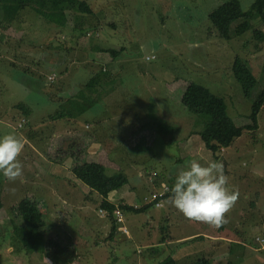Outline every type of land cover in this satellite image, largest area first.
Listing matches in <instances>:
<instances>
[{
  "label": "rangeland",
  "instance_id": "374dc122",
  "mask_svg": "<svg viewBox=\"0 0 264 264\" xmlns=\"http://www.w3.org/2000/svg\"><path fill=\"white\" fill-rule=\"evenodd\" d=\"M87 1L93 15L73 6L71 24L62 31L31 8L12 2L8 11L0 12V137L15 133L25 141L19 157L23 183H9L0 174V264H156L168 255L180 264L201 257L212 264H264V249L254 244L256 236L264 238V105L257 130L245 129L214 154L197 133L203 118L182 103L187 85L196 82L218 96L227 128L250 122L253 104L264 90V40L255 36V30L264 33V0H240L251 29L231 40L222 38L209 18L228 0ZM81 29L88 31L80 36ZM72 42L74 50L85 49L81 56L89 48H117V70L101 53L64 78V71L58 70L59 77L50 83L49 55L65 53V45ZM90 54L97 57L96 52ZM150 55L155 59H145ZM237 57L245 60L244 67L234 68ZM102 70L107 76L97 87L108 89L107 80L112 79V94L83 114H71L64 103L49 100L61 85L66 93L68 86L86 89L87 81ZM18 103L29 108L28 116ZM105 111L111 118L99 133L96 120ZM23 118L28 123L18 130ZM72 127L84 142L71 134L67 143L62 141L65 136L59 133ZM104 140L112 142V149L102 150ZM95 159L105 160L108 175H127L129 182L121 189L126 197L121 201L114 195L113 200L137 207L147 205L163 184L171 189L178 169L192 159L205 165L222 162L230 185L240 193L223 227L228 234L245 237L246 246L213 244L206 234L219 236L220 228L186 219L166 203L169 196L160 207L151 203L143 212L123 211L130 234L116 224L110 239L112 217L100 211L103 196L72 173L76 164ZM9 188H15V194ZM23 198L33 199L44 213L47 243L37 250L24 249L13 233V209Z\"/></svg>",
  "mask_w": 264,
  "mask_h": 264
},
{
  "label": "trees",
  "instance_id": "16d2710c",
  "mask_svg": "<svg viewBox=\"0 0 264 264\" xmlns=\"http://www.w3.org/2000/svg\"><path fill=\"white\" fill-rule=\"evenodd\" d=\"M9 2L19 5L21 9L31 8L38 15L42 16L44 20L54 24L61 31L71 24L73 6H76L77 12L87 15H93L94 11L87 0H77L74 3H70L69 0H0V12L8 11L7 5ZM248 16V13L243 10L240 0H228L212 11L209 18L218 30L219 35L222 38L231 40L233 37L241 35L251 29V23ZM3 17L5 18V16ZM87 31V29H84L83 34H86ZM255 36L256 38L264 40V33L260 30H255ZM107 51L109 53H115V49H107ZM243 60L244 59L241 57H237L234 68L244 67L245 64L243 62H245V60ZM53 74L57 76L56 72L51 75ZM103 75H105V77L107 76V73H104V70H102V73L99 72L89 79L85 84L86 89H80L75 96L64 103V109L66 108L65 111H68L71 114L76 112V114L81 115L89 108L96 105L102 98L103 92L106 91L104 89L103 91H100L97 87ZM90 93L96 96L92 97ZM248 93L249 92L247 91L246 94ZM80 99L84 102H80ZM182 103L192 113L203 118L204 126L199 129L197 133L200 135L206 148L216 154L220 149L230 146L236 138L243 134L245 129L255 131L259 128L258 114L264 105V90L253 104L250 122L244 126H235L233 128H227L225 125L227 116L220 104L218 96L202 84L196 82L189 83L182 96ZM17 106L23 109L25 112V114H23L24 116L29 115L30 110L25 107L24 104L18 103ZM25 122L28 123V120L23 118L21 126L19 124L17 129L19 130L23 128V123ZM106 169L107 167L104 163L99 161H88L76 164L72 168V173L76 178L103 196L101 206L102 209L107 210L108 215L112 217V231L110 238H113L117 230L113 213L117 207H120L124 212L133 211L139 213L145 211L150 204L137 207L129 204H115L110 202L108 200L110 194L114 191H120L124 185L128 184L129 179L123 172L108 175ZM170 194L171 193L169 192L164 197L170 196ZM2 208L3 202L0 198V211ZM13 210L15 218H17L16 220L15 218L12 220L13 233L22 244L21 246L27 251H32L46 245V221L44 219V213L40 210L37 202L31 198H23ZM19 220L22 221V223H20ZM57 258L60 257L57 256ZM156 264L180 263L173 256L168 255ZM193 264L212 263L210 258L201 257Z\"/></svg>",
  "mask_w": 264,
  "mask_h": 264
},
{
  "label": "clouds",
  "instance_id": "9594fccd",
  "mask_svg": "<svg viewBox=\"0 0 264 264\" xmlns=\"http://www.w3.org/2000/svg\"><path fill=\"white\" fill-rule=\"evenodd\" d=\"M144 47L141 46V51ZM145 59H155V55ZM25 148L23 137L9 133L0 137V174L9 183H23L24 165L19 159ZM15 194V188L7 189ZM166 203L194 222L219 229L229 223L227 214L240 196L239 190L230 185L225 165L209 161L206 165L197 159L178 169L174 185Z\"/></svg>",
  "mask_w": 264,
  "mask_h": 264
},
{
  "label": "crops",
  "instance_id": "0c3cea01",
  "mask_svg": "<svg viewBox=\"0 0 264 264\" xmlns=\"http://www.w3.org/2000/svg\"><path fill=\"white\" fill-rule=\"evenodd\" d=\"M83 31H84V29H81L80 36H81V32L83 33ZM55 41H56V43H59L58 40H55ZM75 43L76 42H72V44L65 45L67 47V50L65 51V53L59 51V53L57 52V55L56 56L49 55L50 58H49V62H47V67H46L47 69H49V72H50L48 75L50 76L54 72L57 73V76H56V78L54 80H50L49 79V76H48V81L50 80L49 81L50 83L54 82L57 79V77H59L58 70L64 71V74H62V76H61L62 78H64V77L67 76L68 72L71 69H75L76 66L78 67V64L95 62L96 59L100 57V54L101 53H105V54L108 55V60H109V64L108 65L110 66V68H112L114 72H115V69L117 70V67L115 65H113L114 59H115V57L118 56V53H119L117 48H113L112 46L104 47L103 49H96V50H94L93 48L92 49L89 48L88 51L86 52L87 55L81 56L83 53H85V49L83 50L81 48H77V49L74 50L73 48H75V45H73V44H75ZM107 49H115V53H109L107 51ZM92 52H96L97 57H95L94 55H91L90 53H92ZM107 81H109V83H110L109 86L110 87L108 89H105L106 91L103 92V96H102V98L99 101L103 100L105 97H107L110 94H112V85H113L112 79H108ZM46 85H48L47 82L44 84V86H46ZM64 87L65 86L61 85V88L54 89L53 91L56 92L58 95L53 96L51 99L49 98V100L50 101H56V102H58V105H61V103H65V101L71 99L73 96H75L79 92L80 89H82V85L79 88L74 89V90H70V88L72 86H68L69 90L66 93V91L63 89ZM66 94H68V95L66 96ZM90 95H91V93H90ZM134 116H137L138 117L139 115H134ZM110 118H111V114H108L106 111L97 118L96 122H97V129H98L99 133H102L101 130L102 131L105 130V122H106L105 119L109 120ZM74 130L75 129H73V127H72V128H67V131L64 130L63 132L59 133V134H62L63 136H65V138L63 137L64 139L61 137V139H63L62 141H64L65 143H67V140L70 138L69 135L71 134V136H74V138L76 136L75 141H82V142H84L82 140V137H80L78 135L77 131L74 132ZM76 133H77V135H76ZM59 134L56 135V138H58ZM88 140H90V139H88ZM75 141H73V142H75ZM92 142L96 143L97 141L96 140H93ZM104 142H105V146L103 147L102 150H105L106 148L107 149H112V142L110 140H108V141L104 140ZM92 147H94V146H92ZM94 149H96V147H94ZM70 155H72L74 157V154L70 153ZM83 158H85V156L84 157L81 156L80 157V160L83 159ZM90 161H99L101 163H104L105 162V160H102V159L101 160H96L95 159V160H90ZM76 163L77 162H75V164ZM114 195L116 197L122 198V199H120L122 201L126 197V192L125 191H121V190L120 191H114L108 197V200L110 202H113L115 204H119L121 202L116 203L113 200V197H115ZM127 203L129 205H133V202H130V203L127 202ZM122 204H126V203H122ZM134 206H136V205H134ZM263 228H264V225H263ZM226 232H229V231L227 229H225L224 227H221L220 230H219V236H215L216 233H214L213 235L206 234V236L209 237L210 239H212L213 244H214L215 241L218 242V244L219 243L220 244H223V242H229V243L232 244V246H231L232 249L233 248H240V247L246 246V241L247 240H246L245 237L244 238L243 237L237 238L234 235L228 234ZM214 237H215V239H213ZM218 237H220V238H218ZM258 237H260V236H256V238H255V242L256 243H254V244L258 245L261 249H264V244H261L259 241H257V238ZM262 237H264V235ZM110 239H112V238H110ZM183 239L185 240V238H183ZM187 240H189V239H187ZM236 240L241 241V242H239V244L234 243V242H237ZM162 241H163L162 243H165V239L164 238L162 239ZM231 241H233V242H231ZM233 244H237L239 246H234ZM227 246L228 245H225V247H227ZM231 247H230V249H231ZM63 260H64V262H68V260H65V258H63ZM70 260H72V259H69V261ZM145 262L146 261H143L142 264H144ZM211 263H212V261H211Z\"/></svg>",
  "mask_w": 264,
  "mask_h": 264
},
{
  "label": "built area",
  "instance_id": "2783aa9c",
  "mask_svg": "<svg viewBox=\"0 0 264 264\" xmlns=\"http://www.w3.org/2000/svg\"><path fill=\"white\" fill-rule=\"evenodd\" d=\"M55 76H56L55 74L51 75L50 79L54 80ZM20 126H21V124H20ZM162 187L164 189L159 191V192H157V191L153 192L151 194V198L148 199L145 204L155 203V205L158 206V207L163 205V203H162L163 197L166 196V194L169 192L170 187L167 186L166 184H163ZM145 199H147V198H145ZM100 211L102 212L103 215H105V216L108 215V211L107 210L101 208ZM113 214L115 215L116 224H120L121 225V227H120L121 231L124 234H130V230L127 227V225L125 224V217H124L123 210L120 207H117L114 210ZM257 241H259L261 244H264V238L258 237Z\"/></svg>",
  "mask_w": 264,
  "mask_h": 264
}]
</instances>
